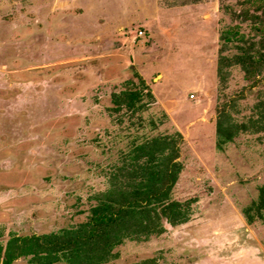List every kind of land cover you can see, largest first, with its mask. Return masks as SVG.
I'll list each match as a JSON object with an SVG mask.
<instances>
[{
  "label": "rangeland",
  "instance_id": "rangeland-1",
  "mask_svg": "<svg viewBox=\"0 0 264 264\" xmlns=\"http://www.w3.org/2000/svg\"><path fill=\"white\" fill-rule=\"evenodd\" d=\"M260 22V0H0V264L106 204L142 225L102 264H264Z\"/></svg>",
  "mask_w": 264,
  "mask_h": 264
},
{
  "label": "trees",
  "instance_id": "trees-1",
  "mask_svg": "<svg viewBox=\"0 0 264 264\" xmlns=\"http://www.w3.org/2000/svg\"><path fill=\"white\" fill-rule=\"evenodd\" d=\"M263 5L264 0H260V6ZM259 24L256 33L264 38V22ZM262 58L264 61L263 56ZM119 97L116 104L130 110L134 108L139 95L129 92L127 96ZM89 213V218L84 223L58 234L10 241L4 264L11 260L7 261L6 258L15 257L14 252H17V257L31 256L30 264H102L106 260L107 251L120 246L126 239L130 240L137 233L136 229L142 225L135 223V218L128 220L124 217L120 208L117 210L107 204L104 207L94 206Z\"/></svg>",
  "mask_w": 264,
  "mask_h": 264
}]
</instances>
